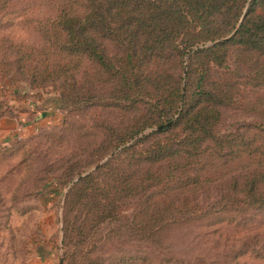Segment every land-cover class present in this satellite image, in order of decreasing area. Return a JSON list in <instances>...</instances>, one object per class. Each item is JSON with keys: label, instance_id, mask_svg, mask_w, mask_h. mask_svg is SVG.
Wrapping results in <instances>:
<instances>
[{"label": "rangeland", "instance_id": "obj_1", "mask_svg": "<svg viewBox=\"0 0 264 264\" xmlns=\"http://www.w3.org/2000/svg\"><path fill=\"white\" fill-rule=\"evenodd\" d=\"M56 1L13 0L15 15L0 28V264H30L37 256L53 264H264V203L250 209L244 194L230 190L232 177L256 169L248 153L202 173V166L184 172L197 183L168 198H160L162 189L143 188L147 182L140 190L149 165L127 156L120 182L98 171L120 153L115 138L159 129L144 125L171 101L174 83L161 69L186 78L187 62L184 73L179 64H145L129 78L133 70L112 77L97 63L71 57L64 75L65 53L55 37H43L46 28L61 35ZM65 3L85 9L84 0ZM107 56L122 63L124 53L112 44ZM227 66L233 70L234 60ZM194 68L190 99L197 97ZM227 70L215 68L211 80ZM248 88L244 107L222 108L215 134L258 122L264 86Z\"/></svg>", "mask_w": 264, "mask_h": 264}, {"label": "trees", "instance_id": "obj_2", "mask_svg": "<svg viewBox=\"0 0 264 264\" xmlns=\"http://www.w3.org/2000/svg\"><path fill=\"white\" fill-rule=\"evenodd\" d=\"M65 1H56L59 10L55 29L61 35L54 36V31L47 28L43 33L45 39L55 37L54 44H60L65 53L67 61L59 65L64 75L73 66L68 59L71 57L97 63L112 77L133 70L129 78L136 77L145 64H179L184 73L187 62L186 78L161 69L162 78L174 83L171 101L166 100L167 105L158 110L151 124L148 119L144 125L159 129L145 134L142 128L115 138L116 149L122 147L120 153L98 171L107 169V174L114 177L111 181L120 182L126 176L121 164L127 156L149 165L145 175H140V190L147 182L143 188L162 189L160 198H168V193L183 195L197 183L198 178L185 177L184 172H194L196 166H202V173L224 158L237 160L248 153L256 169L248 175L232 177L230 190L236 195L244 194L246 200L242 202L250 209L263 204L264 111L258 122L256 118L235 132L218 136L214 131L222 118V108L244 107L248 86H264V0H84L82 13ZM13 6V0H0V28L4 20L15 15L10 12ZM221 39L225 41L195 51L202 44ZM112 44L124 53L122 63L120 58L115 62L108 59L107 48ZM231 59L235 63L233 70L227 66ZM194 66L198 74L197 97L190 99L188 80ZM224 67L228 70L211 80L213 70ZM243 129L245 133L241 134ZM140 143H144L143 147ZM228 163L229 160L224 164ZM153 167L159 168L152 172ZM151 207L155 212L158 209L156 202Z\"/></svg>", "mask_w": 264, "mask_h": 264}, {"label": "crops", "instance_id": "obj_3", "mask_svg": "<svg viewBox=\"0 0 264 264\" xmlns=\"http://www.w3.org/2000/svg\"><path fill=\"white\" fill-rule=\"evenodd\" d=\"M38 258L34 261H32L30 264H53V259L51 258H43L41 256H37Z\"/></svg>", "mask_w": 264, "mask_h": 264}]
</instances>
